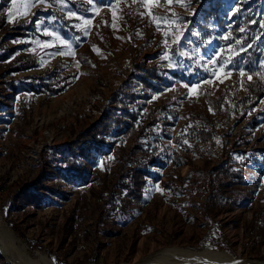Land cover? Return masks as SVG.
<instances>
[{
    "label": "rangeland",
    "instance_id": "374dc122",
    "mask_svg": "<svg viewBox=\"0 0 264 264\" xmlns=\"http://www.w3.org/2000/svg\"><path fill=\"white\" fill-rule=\"evenodd\" d=\"M207 1L11 0L7 21L22 31L1 45L0 54L13 51L0 62V74L27 54L36 67L0 79V218L33 259L123 264L181 247L264 264V99L253 113L257 124L250 114L233 116L217 130L211 155L188 153L184 164L171 163L173 154H182L172 139L190 113L209 114L200 88L212 97L224 90L239 97L250 81L228 60L219 61L215 43L201 47L191 40L192 19H201ZM216 1L230 9L236 0ZM258 1L264 24V0ZM134 66L161 70L165 81L156 92H136L147 104L163 106L155 116L163 124L157 133L171 139L162 140L160 166L140 190V203L118 214L103 198L109 199L120 156L104 149L86 162L84 177L74 179L54 155L55 147H66L110 109L112 93L136 74ZM52 71L70 76L63 92L24 91L27 77ZM9 78L16 91L3 84ZM123 145L128 153L133 141ZM225 166L230 175L217 193L213 182L224 179L217 170Z\"/></svg>",
    "mask_w": 264,
    "mask_h": 264
},
{
    "label": "trees",
    "instance_id": "16d2710c",
    "mask_svg": "<svg viewBox=\"0 0 264 264\" xmlns=\"http://www.w3.org/2000/svg\"><path fill=\"white\" fill-rule=\"evenodd\" d=\"M95 1L101 4L105 0ZM191 1L193 5L200 3L199 0ZM10 2L11 0H0V35L4 36L0 51L5 41L13 40L22 31L7 21L6 11ZM258 2L236 0L232 8L226 9L219 1L208 0L207 5L201 7V19H192L191 28L195 30L191 40L201 47L209 42L215 43L214 52L219 55V61L228 60L235 71L243 72V76H249L250 81L244 82V94L239 97L232 95L228 90L212 97L209 92L200 88L199 97L204 101L209 114L190 113L178 135L172 139V143L177 145L182 153L173 154L172 164L180 166L187 162L188 153H200V157L211 155L212 148L216 145L217 130L221 125H226L233 116L244 120L250 114L251 124H257V115L253 113L264 99V24L256 10ZM186 20L191 19L187 17ZM12 51L0 54V62L6 61ZM35 67L34 55L18 56L9 71L0 74V79ZM133 69L136 74H131L129 79L112 93L110 109L106 108L100 120L78 134L66 147H55L57 153L54 155L55 161L66 167L74 179L84 177L86 162L99 153L104 155V149L108 148L109 153L120 156L122 166L111 188L107 190L109 199L105 196L103 198L104 206L111 205L113 209L118 207V214H125L129 205L140 203V190L147 179H154L151 171L160 166L159 151L163 147L162 140L171 139L164 132L157 133L163 124H158L155 116L165 111L163 106L153 107L155 102L147 104L148 97L145 98L136 92V89L156 92L165 81L161 70L151 66H134ZM69 77L55 71L29 76L26 79L31 83L25 86L24 91L54 96L63 92L69 85L66 82ZM131 79L135 81L134 88L128 87ZM3 84L8 90L16 91L11 78ZM142 97L145 98L143 104L138 102ZM109 139L113 140L108 142ZM128 140H132L133 145L126 153L123 144ZM230 168H218L217 171L224 179L213 182L217 186V193L225 187V178L229 177ZM42 186L34 185L33 190H40ZM217 193L213 194L216 200L219 199ZM0 264H5L1 258Z\"/></svg>",
    "mask_w": 264,
    "mask_h": 264
},
{
    "label": "bare ground",
    "instance_id": "6f19581e",
    "mask_svg": "<svg viewBox=\"0 0 264 264\" xmlns=\"http://www.w3.org/2000/svg\"><path fill=\"white\" fill-rule=\"evenodd\" d=\"M0 254L9 264H51L40 256L33 259L26 246L0 218ZM224 253L196 252L181 247H166L123 264H249Z\"/></svg>",
    "mask_w": 264,
    "mask_h": 264
},
{
    "label": "snow or ice",
    "instance_id": "6c2138e0",
    "mask_svg": "<svg viewBox=\"0 0 264 264\" xmlns=\"http://www.w3.org/2000/svg\"><path fill=\"white\" fill-rule=\"evenodd\" d=\"M16 0H13V4H15ZM141 2L143 3L144 0H141ZM149 3H151V0H148ZM176 2H179V0H176ZM165 3H168V4H171L173 3V0H165ZM32 5L29 4L28 7H31ZM151 14V13H150ZM11 17H12V13H11V10L9 12V20L11 21ZM155 18V17H154ZM156 19H160V20H165L167 19L166 17H159V18H156ZM95 50V49H94ZM241 75H244L243 72H241Z\"/></svg>",
    "mask_w": 264,
    "mask_h": 264
},
{
    "label": "water",
    "instance_id": "95a60500",
    "mask_svg": "<svg viewBox=\"0 0 264 264\" xmlns=\"http://www.w3.org/2000/svg\"><path fill=\"white\" fill-rule=\"evenodd\" d=\"M3 257V256H2ZM250 262V261H249ZM7 264H9L8 262H7ZM249 264H255V263H253V262H250Z\"/></svg>",
    "mask_w": 264,
    "mask_h": 264
}]
</instances>
